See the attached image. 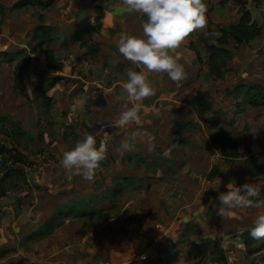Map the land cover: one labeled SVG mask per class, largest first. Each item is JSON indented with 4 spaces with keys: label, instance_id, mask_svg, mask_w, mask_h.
<instances>
[{
    "label": "rangeland",
    "instance_id": "374dc122",
    "mask_svg": "<svg viewBox=\"0 0 264 264\" xmlns=\"http://www.w3.org/2000/svg\"><path fill=\"white\" fill-rule=\"evenodd\" d=\"M93 1L0 0V144L23 155L22 162H11L0 153V178L6 174L0 180V216L15 211L21 240L31 242L28 256L46 255L48 264H223L212 259L216 253L208 238L225 254V264H264V239L250 236L264 206L238 208L236 219L223 220L213 217L218 200L200 203L216 192L218 174L205 177L216 165L236 187L254 183L256 200L264 205V102L250 103L244 87L237 94L225 91L264 82V55L253 53L252 76L233 56L223 76L213 80L194 76L176 84L166 73H149L154 104L141 105L139 124L117 126L128 103L121 84L128 70L142 68L119 54L118 31H78L93 19ZM118 1L123 2L102 0L101 10ZM124 18L131 26L139 19L132 12ZM112 20L111 25L117 16ZM48 38L62 61L60 71L46 67L41 47ZM197 46L202 53L204 44ZM55 73L64 79L45 90V103L33 87L45 89ZM99 93L103 105L96 104ZM86 132L107 158L94 180L69 179L59 160ZM214 132L238 141L232 161L211 142ZM125 141L131 151L121 148ZM15 167L19 172L11 171ZM193 209L199 211L196 219ZM43 229L46 248L40 249L36 233ZM61 239L65 253L56 250Z\"/></svg>",
    "mask_w": 264,
    "mask_h": 264
},
{
    "label": "clouds",
    "instance_id": "9594fccd",
    "mask_svg": "<svg viewBox=\"0 0 264 264\" xmlns=\"http://www.w3.org/2000/svg\"><path fill=\"white\" fill-rule=\"evenodd\" d=\"M123 5L127 11L141 13L147 19L142 24V36L120 34L117 45L119 54L147 73H166L176 84L186 80L184 66L172 53L191 34L207 27V7L204 0H123ZM121 87L131 107L128 103L125 104L115 124H139L142 102L155 96L156 91L144 71L131 69L127 71V80ZM132 147L128 141L121 145L124 151H131ZM169 154L170 149L163 153L165 157ZM106 158L104 148L96 147L95 136L86 132L74 147L62 153L59 163L69 179L79 176L92 181L102 171L101 164ZM226 187L227 191L221 192L216 198L219 207L213 205L217 215L223 220L230 218V210L264 206L256 200L260 191L254 183L234 188L229 182ZM253 223L250 236L256 240L264 239V214L258 215Z\"/></svg>",
    "mask_w": 264,
    "mask_h": 264
},
{
    "label": "crops",
    "instance_id": "0c3cea01",
    "mask_svg": "<svg viewBox=\"0 0 264 264\" xmlns=\"http://www.w3.org/2000/svg\"><path fill=\"white\" fill-rule=\"evenodd\" d=\"M204 3L206 4V7H207L206 18L209 20L208 25L212 30H215L217 25L234 23L237 21L239 17V6L233 0H228L224 3H218L217 0H205ZM245 6L249 10L251 18L261 26V31L258 35H256L255 37L249 39L247 42H244V43L234 44L233 41L229 39L227 46L232 49L231 56H233L234 58H237L236 63L238 67L242 66L243 68H246V73L248 74V76H252L253 73H250L251 66L249 62L250 60L253 59V56L255 57L253 53L256 54V57H260L264 55V0H259L257 3H255L253 0H245ZM102 12L103 13H102V18H101V25L99 27L100 30L101 29L104 31L107 30L108 32L118 31L117 32L118 36L122 32L127 33L129 35L142 36V24L145 21L142 19L141 13L132 12L136 14L139 17V19L135 22L133 26H131L130 24L125 25L124 17L127 15L129 11L126 10V8L123 5V2L118 1V3H114L111 6L107 5L106 9L102 8ZM114 15L117 16V21H115V23L111 25L113 21L112 16ZM78 21H83V20L78 19ZM92 21H93L92 18H88L86 21V24L92 23ZM106 27H109L108 29L110 30L106 29ZM93 33L96 34L97 31H91L89 32L88 35H93ZM206 34H207L206 28L204 30L194 32L192 35L188 37L187 40L183 42V44L181 45L179 49H177L174 53H172L175 56V58L178 60V62L182 63L185 71L187 72V79L181 82L190 80L194 76H197L201 78L202 80H205V79L213 80L206 63L204 62L206 58L205 44L208 42V40L205 38ZM217 34L218 33L215 32V35ZM189 41H191L196 46L198 51H199V46H197V44L198 43L204 44V48L202 49L203 52L202 53L199 52L200 57H201V62H199L196 59L194 51L188 47ZM111 50H113L114 52H118L112 48H110V50L108 51H111ZM239 53H242L241 57L238 56ZM228 60H227V63H228ZM257 64H258V67L261 68V62L259 61ZM227 66L229 65L227 64ZM142 71H144L146 75L149 74V73H146V70L143 68H142ZM151 80H153V77L150 79V83H151ZM58 83H60V81H56L52 85V87H54L55 89ZM167 93H170V92H167ZM101 97H102V94H101ZM102 99L104 101L103 102L104 104L105 100L103 97ZM152 100L147 99V101L143 102L142 105H150V104L153 105L155 102V99L153 102ZM149 102L150 104H148ZM233 173L235 172L233 171ZM217 174L219 176L218 183L216 185V188L214 189L216 192L213 194V196L211 194H208L206 201L204 202H200L201 199H198V202H200L201 205L203 206H210V204H213V202L216 203L217 196L223 190L225 192L227 191L226 185L229 182L232 183L234 188L236 187L233 178L223 177V175H221V170H219ZM243 184L245 183H242V185ZM24 199L25 198L23 197L20 200L19 204H22ZM12 205L16 207V210H17L18 208L17 202H13ZM215 206L219 207V204L216 203ZM213 208H214L213 217L217 219L216 217H219V215H217L215 207ZM230 211H231L230 218L234 220L236 219L235 216H238L237 214H239L240 209L237 208V209L230 210ZM198 213H199L198 209L197 210L193 209L191 211V216L192 217L194 216L192 219H196L198 217ZM15 214L17 213H15V211L14 212L12 211V215L6 214V215L0 216V264H48L47 263L48 259L46 258V255H44L43 257L39 256V258L36 256L35 258L28 256L27 254L28 250L26 249V246L30 245L31 242L28 240L27 241L21 240L23 239L22 238L23 236L21 237V231L19 229L20 226L15 225L16 220L20 216H17L18 214L17 215ZM16 227H18V230H16L17 229ZM41 236L42 235H40L39 239L37 240L38 241L37 245H38V248L41 249V247H43V249H45L46 248L45 243L41 244V242H44V238H42ZM56 245H57L56 250H58V246H59L61 249L60 252L63 253L64 251L62 249V246L66 245V241L63 242L62 239L60 241L58 240V243H56ZM75 252L77 253V249H75Z\"/></svg>",
    "mask_w": 264,
    "mask_h": 264
},
{
    "label": "trees",
    "instance_id": "16d2710c",
    "mask_svg": "<svg viewBox=\"0 0 264 264\" xmlns=\"http://www.w3.org/2000/svg\"><path fill=\"white\" fill-rule=\"evenodd\" d=\"M101 1L102 0L93 1V10L95 11V14L93 16V22L87 23L86 25L79 28L78 31L87 33L98 30L102 15L101 3H100ZM217 1L218 3H224L228 0H217ZM233 1L239 6V17L236 22L217 25L215 30H212L209 27L208 25L209 22L207 23V27H206L207 34L205 38L208 40V42L205 44L206 58L204 62L206 63L208 70L213 79L221 78L228 69L227 60L232 55V49L227 46L229 39H231L234 44H240L247 42L249 39L258 35L261 31V26L251 18L250 12L245 6V0H233ZM253 1L257 3L259 0H253ZM141 16L142 19L146 21L147 17L144 16L143 14H141ZM38 28H41V26H38ZM215 32H217L218 34L215 35ZM50 41L51 38L50 39L48 38L47 44L41 47L45 58V64L46 67L52 72L60 71L62 67V61L55 56L53 49L49 45ZM188 47L194 51L196 59L199 62H201L199 51L191 41L188 42ZM61 79H64V76L62 74L55 73L52 74L47 80L45 89L42 88V86L39 84L35 85L33 87L35 96L37 95L42 96L44 102L47 103L49 97L46 95L45 90L51 87L56 81ZM243 87L245 89L244 96L250 100V103L254 105H258L264 102V82L250 83L246 86H244L242 83H238L231 90L226 88L225 91L226 93L232 92L233 94H237L241 91ZM210 139L213 145H215L218 148L222 158H224L225 161H232L235 157L238 156L237 140L231 141V137L225 135V133L223 132L212 133ZM0 153L6 154L8 157H10L11 162L23 161V155L19 151H16L3 144H0ZM11 169H12L11 171L19 172V168L17 167ZM217 171H218L217 166L211 165V167L205 173V177L211 178L217 173ZM1 174L2 177L0 178V180L6 175L4 173ZM3 191L4 190H1L0 194ZM47 232L48 229H43L37 232L36 234L40 235ZM208 239L212 243L211 253L212 252L216 253V256L212 259L214 261H218L225 264L226 256L223 253V251L217 246V244L211 238Z\"/></svg>",
    "mask_w": 264,
    "mask_h": 264
},
{
    "label": "water",
    "instance_id": "95a60500",
    "mask_svg": "<svg viewBox=\"0 0 264 264\" xmlns=\"http://www.w3.org/2000/svg\"><path fill=\"white\" fill-rule=\"evenodd\" d=\"M100 97H101V95H100ZM103 102H104V101H103L102 97H101V102H98V100L96 99V104L102 105Z\"/></svg>",
    "mask_w": 264,
    "mask_h": 264
},
{
    "label": "built area",
    "instance_id": "2783aa9c",
    "mask_svg": "<svg viewBox=\"0 0 264 264\" xmlns=\"http://www.w3.org/2000/svg\"><path fill=\"white\" fill-rule=\"evenodd\" d=\"M140 256L142 257V256H144L143 254H140ZM106 264H117V263H115V262H108V263H106Z\"/></svg>",
    "mask_w": 264,
    "mask_h": 264
}]
</instances>
